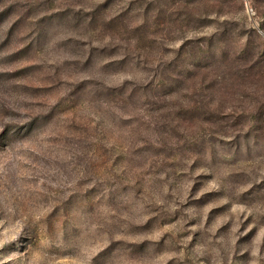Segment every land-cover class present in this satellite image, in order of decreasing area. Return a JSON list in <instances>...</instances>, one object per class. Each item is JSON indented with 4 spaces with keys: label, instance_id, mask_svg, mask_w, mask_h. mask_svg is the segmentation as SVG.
<instances>
[{
    "label": "rangeland",
    "instance_id": "obj_1",
    "mask_svg": "<svg viewBox=\"0 0 264 264\" xmlns=\"http://www.w3.org/2000/svg\"><path fill=\"white\" fill-rule=\"evenodd\" d=\"M0 264H264V0H0Z\"/></svg>",
    "mask_w": 264,
    "mask_h": 264
}]
</instances>
